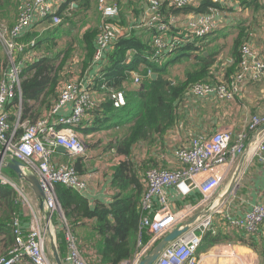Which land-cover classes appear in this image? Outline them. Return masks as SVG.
<instances>
[{
    "label": "built area",
    "instance_id": "obj_1",
    "mask_svg": "<svg viewBox=\"0 0 264 264\" xmlns=\"http://www.w3.org/2000/svg\"><path fill=\"white\" fill-rule=\"evenodd\" d=\"M201 0H147L151 12L146 27L154 28L151 37L153 43V58L158 60L173 50L180 42V34L164 39L167 24L162 22L160 9L164 2L173 8H184L195 5ZM224 8H231L233 4L225 0H212ZM96 10L102 21L113 19L119 13L116 4L98 0ZM219 10H211L209 14L188 19L185 28L186 36L202 38L216 30V17ZM48 15H53L51 0H25L14 25L11 29L0 31V46L7 57V71L0 83V147L3 160L15 159L23 168L35 175L44 194V206L51 213L53 230L56 232L58 221L60 233L65 247V263L68 264H100L88 261L82 254L73 228L66 222L55 194V185L60 184L76 191H84L86 182L78 175L72 166L55 165L51 158L53 148L60 147L70 157L84 155L86 145L79 138L76 128L81 125L86 115L95 110V101L90 93L91 82L83 80L70 81L60 90L58 98L50 114L54 117L62 109L69 106L67 115L59 116L49 121L47 117L40 118L34 123H20V108L15 113L14 125L10 126V115L4 110L6 104L13 101L19 92V76L21 69L17 56L34 45L29 41L21 43L22 36L30 31L34 22L41 21ZM52 25L61 23L59 17L52 16ZM115 34L108 26L103 25L96 37L92 61L103 64L106 50L113 43ZM240 61L233 77L228 81L215 83H200L193 85L188 94L193 97L205 98L215 96L220 100L231 101L238 94L244 83H260L264 78V60L258 59L248 45L240 49ZM26 54L23 53L22 61ZM129 61V60H127ZM160 61V60H158ZM151 75V71H147ZM141 77L132 73V86L139 87ZM100 89L105 91L116 112L127 105L125 91L116 86H106L104 79H99ZM19 97V94H18ZM264 126V113L251 117L247 127L234 137L231 130H219L209 137L196 136L189 140L186 146L177 149L174 157L179 165L178 169H148L145 171V189L141 196L140 220L138 224V238L134 254L119 264H140L153 248L168 234L179 228L191 217L209 207L208 213L190 226L186 232L169 242L158 258L152 264H198L197 252L205 233L212 229L214 216L220 214L216 202L223 183L231 177L233 168L240 156L243 155L245 142L250 133L256 132ZM21 134L18 137V132ZM248 133V134H247ZM264 165V137L257 141L253 154ZM0 185L15 186L0 174ZM173 188L176 195L183 200L199 199L194 203H186L182 208L174 209L170 202L167 189ZM16 189V188H15ZM22 198L23 190L16 189ZM56 215V216H55ZM264 220V202L254 206L243 219L236 221L227 218L231 227L242 229L247 235L256 232L257 226ZM11 229L14 244L6 256H0V264H51L46 252V230L41 229L37 222L30 225L28 232L23 233L18 219H13ZM56 235V233H55Z\"/></svg>",
    "mask_w": 264,
    "mask_h": 264
},
{
    "label": "crops",
    "instance_id": "obj_2",
    "mask_svg": "<svg viewBox=\"0 0 264 264\" xmlns=\"http://www.w3.org/2000/svg\"><path fill=\"white\" fill-rule=\"evenodd\" d=\"M24 1L25 0H18V2H20V8L18 11H16L15 17L9 23V25H14L16 14L19 13ZM65 1L66 0H51L52 10L58 8ZM105 1L107 3L116 4L119 8V18L116 19L115 23L108 25L109 29L112 30L114 34L118 36H127L130 33H134L136 36L143 38L145 41L150 40L149 31L146 30L147 28L144 25V23L149 20L151 15L147 0ZM248 1H251V5L245 9L242 8L240 10L236 6H233L232 8L234 11H227V8H222L223 11L220 12L216 17L217 27L214 31L215 34L212 37H209L208 40L206 39L207 48L209 50H213L215 47L221 49V46H219L220 42L226 37H231V40L228 42L231 45L230 48H232L233 39L238 34V28L243 27L245 30V37L241 46L248 45L256 54L258 59L264 60V0ZM96 4L97 0L92 2L88 12L93 11L95 13L94 15H98L96 13ZM257 7L260 8L257 9ZM72 8L78 9V11H80L78 15L74 17L76 18L77 22L83 24L85 15L88 12H81V9H79L81 7H78V4L76 3L72 4ZM230 11L235 13L231 14ZM171 15L172 14L166 10V19ZM174 16H176L173 17V21L176 23V25H174V29L178 30V34L185 31L188 22L187 20L193 15L176 14ZM98 17L99 23L101 25V17L99 15ZM49 28L50 26H48L46 22L36 20L30 31H27L22 36L21 43L26 45L27 42L32 40L31 38H29V40L24 39L28 34L36 36L37 39L43 38L44 35L46 38L47 33L44 34V32ZM66 28L69 27L67 26ZM88 28L90 27H87L86 29ZM68 30L70 29H66V32ZM84 30L85 28L81 30V34L84 32ZM26 49L27 48H25L23 53L26 54L25 59L27 61L23 62L21 60L23 53L17 56V61L19 63L21 72L26 64L32 63L43 56V52L39 49H28V52ZM219 57L220 53H218L216 58L220 63V66L217 64L219 67L213 74L214 80L216 82L224 81L223 74L226 68H229L230 64L233 63L231 54L227 55L224 59H219ZM98 70L99 69L96 68L95 65L90 63L84 72L81 70L78 75L73 76L70 80L65 81L62 84L61 88L57 92L56 98H58L59 92L63 86L69 81L83 80L88 83H95L97 78L96 76H98L99 72ZM153 75L154 74L151 73L150 77L152 78ZM78 76L81 77L76 79ZM143 76H145V74L140 75V77ZM169 80L171 83H182L185 80V75L183 76V79L179 81H175V79L172 78ZM215 81H213V83ZM118 87L125 91L127 101L130 99V96L135 91V89L138 88L132 86L131 83H125ZM93 88H96V90ZM90 93L96 104L94 113H89L86 115L81 125L76 128L79 138L86 145V151L84 155L70 157L65 150L64 153H61L58 151V147H55L53 148L54 155L52 156L51 160L55 165H68L72 166L74 169L75 166H77V170L75 169V171L86 182V189L82 192H78L88 200L91 207H94L97 203L108 206L112 203L115 194V191L111 186L113 169L117 166L118 161L122 159V157L115 153L111 145L114 146L116 141L123 139L127 135V130L130 127V124H127V120L123 119L119 122L114 121L111 125V122L108 121L104 116L105 113L102 112V105L109 101L107 93L99 89V87L94 86H90ZM56 100L57 99H50L49 101H46L42 104L40 102H29L28 107L33 111H38L41 113L40 118L47 117L50 122H53V120L57 117L67 115L70 110V107L67 106L62 109L55 117L51 115L50 112ZM7 106L8 104L5 107ZM4 110L7 113L10 111H8L7 108H4ZM111 110L113 114H116L115 116H120V113L124 109L118 112L114 111L112 108ZM263 113L264 78L260 83H244L241 85L238 94L231 101L220 100L215 96L198 98L189 95L188 98L183 99L177 104L176 122L174 126L166 133L162 134L161 136L159 135L153 144H148L144 141L136 143L132 149L129 159L135 164V166H139L140 163L151 162L153 167L150 169H178L179 165L174 157V153L177 149L186 146L189 143L190 138L196 136L209 137L216 131L225 129L231 130L232 135L236 137L238 131H241L247 127L252 116L261 115ZM9 115L12 116L11 113ZM26 122L27 121L25 120L23 124ZM94 122H96L97 126L99 125L103 127L102 130L94 131L93 133L91 132L87 135L82 134L85 130L89 131L91 127L94 126ZM13 125V123H10V126ZM93 128H96V126ZM78 129H80V131H78ZM259 129L261 130V128ZM258 130L248 135L246 147L243 153L246 155V158L238 176L236 186L227 200L221 206L217 207L221 213L214 216L211 229L212 235L219 234L222 237H227V240L223 243L210 246L208 249L204 250V252L203 250H199V252H197V257L199 259L198 264H264V259L260 254L262 249H264V220L257 226L256 232L252 235H247L242 229L231 227L227 221V218H230L233 221L243 219L248 213H250L254 206L264 202V165L258 161L257 157L253 156L257 141L264 137V131H262V133L260 132L256 138ZM20 134L21 131L18 132V137ZM135 154H139L140 158L145 162L136 161ZM240 158L241 156L238 158L236 165ZM4 161L8 162L9 160L7 159ZM236 165L234 166L233 170L235 169ZM0 174L9 179L16 189H22L24 196V198L20 197L16 189L12 188L15 191L16 199L18 201L16 204V212L15 214L13 213V216L11 217V212H9V210L6 209L4 205H1V222H4L7 217L9 219L11 217V228L13 219L17 218L20 229L23 233L28 232L31 223L33 222H37L41 229L46 230L47 220L45 213L41 210V203L37 199V196L33 192L30 185L17 177L14 172L4 166H0ZM137 174L140 183L143 186L144 193L145 171L138 170ZM167 192L170 202L177 206H182L186 203H194L195 200L199 199L198 194H195L193 196L194 199L183 200L181 197L176 195L173 188L167 189ZM174 209L177 208L174 207ZM56 224V236H59L62 239L60 233V224L58 221L55 223V226ZM93 225V221H85L84 225H81L74 230V234L76 236L78 245H81L82 242L83 244L89 243L88 245L85 244L88 251L86 253L82 251L81 252L84 257L87 255L86 258L88 261L91 260L94 262L96 261L95 253L99 238L92 229ZM12 237L13 243L11 245V243L7 242L6 237L3 234H0V256H6L8 250L13 246V233ZM245 241L249 242L253 247L246 246L243 243ZM62 243L64 246L65 244L63 239ZM46 255L50 263L54 264L51 256H48L47 252ZM61 261L62 264H68L65 263L62 258ZM20 264L28 263L25 261Z\"/></svg>",
    "mask_w": 264,
    "mask_h": 264
},
{
    "label": "trees",
    "instance_id": "obj_3",
    "mask_svg": "<svg viewBox=\"0 0 264 264\" xmlns=\"http://www.w3.org/2000/svg\"><path fill=\"white\" fill-rule=\"evenodd\" d=\"M94 1L66 0L58 8L53 9V15H48L41 20L50 26L51 32L47 33L49 35L46 38L40 39L31 34L26 35L25 40L31 38L34 41L33 47L28 49L37 50L42 44H47L49 46L48 49L52 50L58 40H61V37L54 34L64 27V22L71 23L74 20V16H77L80 12L78 9L72 8V4H78V7H81L79 8L81 12L84 13L85 11L87 13L90 10V4ZM225 1L231 2L233 6L240 10L251 5V1L248 0ZM8 7H13L18 11L20 2L18 0H0V13H5ZM222 8L224 7L213 3L212 0H201L195 5L180 9L173 8L167 2H164L160 9L162 22L167 24L164 39L168 40L180 34V39L183 42H180L173 50L166 53L164 58L158 59L160 60L158 61L153 58L151 37L155 32L154 28H145L149 31L150 40L148 41L143 40V38L136 36L134 33H130L127 36L115 34L113 43L106 50L103 64H94L99 69L95 80V85L99 89L101 85L97 81L99 76L104 79L107 86L116 87L125 83L130 84L132 82V73H136L139 76L145 74L141 78L139 87L130 96L120 116H115L116 114L112 113L110 101L102 105V112L105 113L104 116L111 122V125L114 121L119 122L123 119H126L127 124H130L127 135L123 139L116 141L114 146L111 145L115 153L122 157L113 169L111 186L115 194L112 203L108 206L97 203L94 207H91L88 200L78 191L62 185H55L57 201L66 222L73 230L84 225L85 221H93L92 229L99 238L95 254L100 264H119L129 259L135 252L141 215L138 204L143 194V186L140 183L137 172L138 170L146 171L153 166L151 162L140 163L139 166H135L129 159L134 145L140 141L153 144L159 135L161 136L172 128L176 122L177 104L189 97L188 91L193 85L209 81H211L209 83H213L215 81L213 74L220 66L216 59L220 49L215 47L213 50H209L206 42L215 32L202 38L187 37L185 32L180 31L177 34L178 30L174 29L176 23L173 21V17H176L174 16L176 14H192L193 16L189 17L190 19L209 14L211 10L222 12ZM69 10L70 12H68ZM166 10L172 14L167 19ZM52 16L59 17L61 23L53 26ZM118 18L119 13L116 18L105 20V22L102 21L100 28L103 25L108 26L111 23H115ZM11 27L12 25H9L8 29H11ZM100 28L96 27L91 30L88 28L78 36L75 45L70 42L71 46L68 45L66 49L50 52V55L43 53V56L36 61L26 64L19 76V92H16L13 101L7 107H4L8 111L10 110L9 112L12 114L9 117V123H14V115L19 108L21 113L20 123L25 120L29 123H34L40 119L41 113L31 110L28 107V103L40 102L42 104L50 99H57V92L62 84L71 79L70 73H68V63L71 61L72 52L74 51L73 47L81 49L83 53L81 70L87 69L92 62L95 41ZM244 32V28L239 27L238 34L233 39L231 51L233 63L230 64L229 68H226L223 74L225 82L231 79L238 67L240 61L239 51L245 37ZM28 49H26L27 52ZM187 61L192 62L194 71L186 72L185 80L182 83H171L169 80L171 71L168 68ZM6 62L4 57L5 66L3 65V67L5 68L7 66ZM148 70L156 76L154 80L147 75ZM91 113L93 114L94 110ZM94 123L93 127L96 126V128L91 127L89 131L85 130L86 132L83 131L82 134L87 135L91 132L102 130L103 127L97 126L96 122ZM75 169L77 170V166H75ZM17 203L16 194L12 187L0 185V206L4 205L11 212V217L16 212ZM10 219L7 217L4 222L0 220V234H3L7 242L12 245L13 237ZM211 232L210 230L203 236L198 252L227 240V237H222L219 234L212 235ZM243 243L246 246L253 247L247 241ZM260 254L264 259V249H262Z\"/></svg>",
    "mask_w": 264,
    "mask_h": 264
},
{
    "label": "rangeland",
    "instance_id": "obj_4",
    "mask_svg": "<svg viewBox=\"0 0 264 264\" xmlns=\"http://www.w3.org/2000/svg\"><path fill=\"white\" fill-rule=\"evenodd\" d=\"M228 10L234 11L233 8H227V11ZM16 11H17V9H14L13 7H8L6 9L5 13H0V31L2 29H7L9 27V23L14 19ZM68 12H70V10ZM237 12H240V11H237ZM96 13L100 16V14L97 11H96ZM233 13H235V12H231V14H233ZM94 14L95 13L93 11L88 12L85 15V19L83 21V24L82 23L80 24L79 22H77L75 17L73 18L74 20L71 23L64 22V24H63L64 27H62L61 30H59V28H58V30L60 32L58 31V32H56L54 34V35H56L58 37H61V41H58V43H56L55 47L52 50L48 49L49 46H47V44H42L39 47V50L42 51L44 54H49L50 52L53 53V52H57V51L66 49L68 47V45H70V42H72L73 45H75L77 40H78V36L81 35V30L83 28H85V30H86L87 27H90L89 28L90 30L91 29H95L96 27L100 28L99 17H98V15H94ZM16 17H17V14H16ZM144 25H146V22L144 23ZM67 26L69 28H66ZM66 29H70V30H68L66 32ZM50 30H51L50 28L47 29V31H45L44 34L50 33L51 32ZM67 33H69V34H67ZM47 35H49V34H47ZM34 37H36V36H34ZM44 37H45V35H44ZM62 38H65V39H62ZM230 40H231V37H226L224 40H221L220 45H219V46H221V49L219 51V53H220L219 59H224L227 55L231 54L232 48H230L231 45L228 42ZM42 48H43V50H42ZM73 50L74 51L72 52V57L70 59L71 61L68 63V67H69L68 68V73H70V78H72L73 76L78 75L81 72V63H82L81 62V58H82V55H83V53L81 52L80 48H74L73 47ZM4 57L6 58V61H7L6 54L2 50V48L0 46V83L4 79V76H5L6 71H7V69H6L7 66H6V68L3 67V65H4ZM91 64L94 65L93 61L91 62ZM7 65H8V63H7ZM168 70L171 71V74H170L169 77L172 78V79H175V81L182 80L183 76L185 75L186 72H189V71L193 72L194 71V69L192 68V62L191 61H187V62L182 63L180 65L177 64V65H175L173 67H169ZM82 71L84 72V70H82ZM80 77L81 76H78L76 79H78ZM100 78L101 77L99 76L98 80H97L98 83H99V79ZM141 78H143V77H141ZM91 85L96 87L94 82H91ZM93 89L96 90V88H93ZM240 132L241 131H238L237 134L240 133ZM247 138H248V136H247ZM245 147H246V142H245ZM135 156H136V161L145 162L144 160H142L140 158L139 154H135ZM229 182H230V177H228V179L223 183L221 189L219 190V195L222 194L223 191L227 188V185L229 184ZM213 201H215V198L213 199ZM174 207L182 208V206H177L175 204H174ZM61 237H62V235H61ZM56 243H57L58 251H59V254H60L59 256H60V258H62L64 260L66 251H65V248L63 246L62 239L59 236H56ZM47 244H48V235H47V238H46V252H47V254L49 256V252H48V249H47ZM85 244L88 245L89 243H85ZM85 244H83V242H82L81 245L79 244V246H80L79 248L81 249L82 252L86 253L88 250H87ZM225 249H228V248H225ZM86 257H87V255H85V258Z\"/></svg>",
    "mask_w": 264,
    "mask_h": 264
},
{
    "label": "water",
    "instance_id": "obj_5",
    "mask_svg": "<svg viewBox=\"0 0 264 264\" xmlns=\"http://www.w3.org/2000/svg\"><path fill=\"white\" fill-rule=\"evenodd\" d=\"M156 78L155 75L152 76V79L154 80ZM264 131V127H261V130L259 129L256 135V138L258 137L259 133ZM58 151L61 153H64V149L58 147ZM246 158V155H242L240 160L238 161L233 173L230 177V182L227 185V188L223 191L222 194L219 195V197L216 200V206H221L227 198L231 195V193L234 190V187L236 186L238 176L241 172L242 166L244 164V160ZM0 166H4L14 172L17 177L24 180L26 183L30 185L33 192L37 196V199L41 203V210L45 213V217L47 220V227L46 232L48 235V244L47 249L49 252V255L51 256L54 264H62L61 258L59 256L58 247L56 243V235L53 230V220L51 218V213L45 208L44 206V194L40 188L39 182L35 175L28 171L27 169L23 168V166L16 161L15 159H9L8 162H5L2 159V154L0 153ZM209 211V207L205 208L203 211L199 212L198 214L191 217L188 221L184 222L182 225H180L179 228H176L173 230L170 234H168L166 237H164L154 248L153 250L147 255V257L140 262V264H152L155 262V260L158 258L160 253L162 252L163 248L172 240L186 232V230L192 226L196 221H198L200 218L205 216Z\"/></svg>",
    "mask_w": 264,
    "mask_h": 264
}]
</instances>
